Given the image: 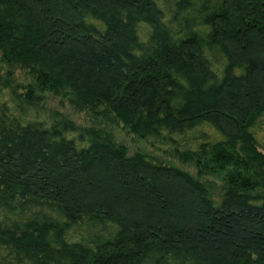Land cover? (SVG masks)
<instances>
[{"label": "trees", "instance_id": "16d2710c", "mask_svg": "<svg viewBox=\"0 0 264 264\" xmlns=\"http://www.w3.org/2000/svg\"><path fill=\"white\" fill-rule=\"evenodd\" d=\"M0 54V264H264V0H0Z\"/></svg>", "mask_w": 264, "mask_h": 264}, {"label": "rangeland", "instance_id": "374dc122", "mask_svg": "<svg viewBox=\"0 0 264 264\" xmlns=\"http://www.w3.org/2000/svg\"><path fill=\"white\" fill-rule=\"evenodd\" d=\"M8 70L12 71L10 78L12 86L19 91H22L27 84L34 82L27 70L21 67H9V65L3 61L0 54V73L5 75ZM40 95H42L43 103L48 109L59 112L78 126L87 128L92 127L103 131V133H108L114 142L124 145L129 153L140 151L157 158L165 164L177 166L196 175V169L193 165L182 163L170 153H165L153 148L144 139L131 132L120 121L93 116L89 109H77L73 107L65 97L55 95L50 91H42ZM262 150L264 151V149ZM201 178L220 182V175L218 174H207L203 175Z\"/></svg>", "mask_w": 264, "mask_h": 264}]
</instances>
